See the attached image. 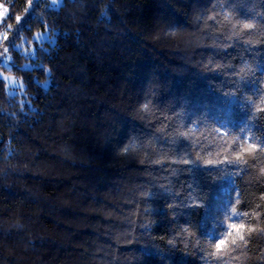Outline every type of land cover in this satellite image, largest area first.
Listing matches in <instances>:
<instances>
[{
	"label": "trees",
	"instance_id": "obj_1",
	"mask_svg": "<svg viewBox=\"0 0 264 264\" xmlns=\"http://www.w3.org/2000/svg\"><path fill=\"white\" fill-rule=\"evenodd\" d=\"M0 1V264H264V0Z\"/></svg>",
	"mask_w": 264,
	"mask_h": 264
},
{
	"label": "snow or ice",
	"instance_id": "obj_2",
	"mask_svg": "<svg viewBox=\"0 0 264 264\" xmlns=\"http://www.w3.org/2000/svg\"><path fill=\"white\" fill-rule=\"evenodd\" d=\"M17 20L20 19V17H16ZM243 28L244 29H252L253 28V24L251 23H245L243 24ZM144 109H147L148 105L145 104ZM258 111L260 112H264V109H258ZM262 147L261 144H254L251 142V139L249 138L248 141L245 142V144L241 147V150L239 153L236 154L235 156V160L236 161H242L245 158V155H252L255 152H258L260 150V148ZM123 151H127V148H124ZM209 163H211V161H209ZM264 171V170H262ZM229 233H228V239L227 240H222L217 242V244H214V248L216 250V253L221 252L224 249V246L226 244L230 243H238L244 241L245 239V232L251 233L253 231H255L254 228L246 226L243 223H233L229 225Z\"/></svg>",
	"mask_w": 264,
	"mask_h": 264
},
{
	"label": "rangeland",
	"instance_id": "obj_3",
	"mask_svg": "<svg viewBox=\"0 0 264 264\" xmlns=\"http://www.w3.org/2000/svg\"><path fill=\"white\" fill-rule=\"evenodd\" d=\"M51 6L53 7H58L62 0H49ZM8 10V5H6L5 3H3L2 1H0V23L2 22L4 16L6 15ZM34 38L36 40H41V39H48L50 38V35L48 32H40V33H36ZM3 64L4 66L8 65V59H4L3 60ZM1 78H3V80L5 81L6 85L11 87V92L14 91L16 88H18L21 84L19 81H17L12 75L10 74H1L0 75Z\"/></svg>",
	"mask_w": 264,
	"mask_h": 264
}]
</instances>
